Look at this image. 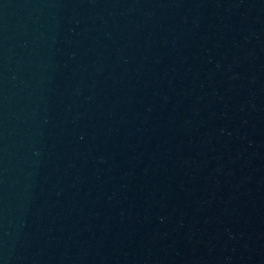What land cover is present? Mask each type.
<instances>
[{
    "label": "water",
    "instance_id": "95a60500",
    "mask_svg": "<svg viewBox=\"0 0 264 264\" xmlns=\"http://www.w3.org/2000/svg\"><path fill=\"white\" fill-rule=\"evenodd\" d=\"M0 264H264V0H0Z\"/></svg>",
    "mask_w": 264,
    "mask_h": 264
}]
</instances>
